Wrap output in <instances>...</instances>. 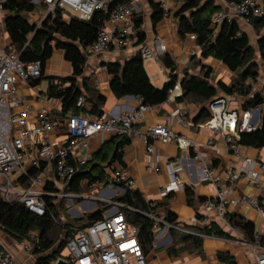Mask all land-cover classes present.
Returning <instances> with one entry per match:
<instances>
[{
	"label": "built area",
	"instance_id": "obj_1",
	"mask_svg": "<svg viewBox=\"0 0 264 264\" xmlns=\"http://www.w3.org/2000/svg\"><path fill=\"white\" fill-rule=\"evenodd\" d=\"M111 0H32L34 4L45 6V14L41 20L61 11L63 19L72 17L88 21L99 10L108 11V18L100 26L93 42L84 48L86 54H100L112 50L130 47L136 44L133 25V5L117 3L109 7ZM225 11L216 12L211 18V27L216 31L225 20L235 17L247 21L251 16H262L263 5L260 0H223ZM0 0V10L2 9ZM160 8L166 16L169 0H159ZM195 41V35L189 34ZM200 46L195 44L190 55L199 52ZM140 57L143 62L154 59L155 49L151 45L140 47ZM43 67L39 60L25 63L20 60V53L11 51L9 47L0 46V194L6 202L20 203L30 212L42 216L47 205L44 197L51 196L67 201V207L78 201L77 209H69L71 215L82 216L84 211L96 208L97 204L109 205L103 211L100 220L93 221L81 227H75L74 233L65 243L64 250L69 264H148L141 244L138 240V230L131 226L120 205L106 196L108 191L116 188L124 193L132 190L134 180L123 165L109 167L105 178L99 182L84 179L82 188H87V194H73L67 191L68 184L76 170L91 159L90 139L99 136L101 143L107 134L134 135L139 137L143 152L148 156L150 167L160 170V162L156 142L173 143L178 148H191L193 160L200 164L201 180L215 183L217 169L211 165L210 159L203 155L198 144L188 137L175 132L167 125L154 123L138 130L135 124L143 113L152 106L142 103L136 96V106L121 109L115 105L101 117L86 111L75 113L62 110V100L51 96L49 90L38 91L37 100L42 106L35 115H31V103L19 93V84L38 80L42 77ZM54 80H52L53 82ZM64 86H59L60 90ZM182 94L180 79L173 81L168 89L167 101ZM76 107L87 108L83 95L78 96ZM209 117L197 126L206 127L214 133L206 144L216 148L217 137L221 138L235 157L242 155L239 143L242 132H251L260 126V107L246 110L230 108L223 96L214 97L209 102ZM215 136V137H214ZM179 162V161H178ZM169 181L160 188V195L165 196L183 187L181 172L183 166L172 162L166 164ZM264 161L244 157L238 167L231 164L224 168L228 182H235L245 177L248 184L257 186L264 193ZM261 170V171H259ZM46 184L54 186L55 191L45 189ZM234 188L225 184L217 188L216 193L204 199L200 206L208 215L216 214L223 222L228 223L226 214L231 204L237 199L232 195ZM239 200L248 201L246 196ZM250 203L256 208L264 220V205L256 199ZM151 207H154L152 204ZM148 217L153 221L154 237L163 236L170 227L191 233L183 227L160 221L155 216V209ZM198 225L209 224V218L200 215L195 220ZM203 236L202 234H198ZM28 248L27 242H22ZM256 264H264V245L259 238L250 243ZM0 264H18L13 253L4 247L0 248Z\"/></svg>",
	"mask_w": 264,
	"mask_h": 264
},
{
	"label": "trees",
	"instance_id": "obj_2",
	"mask_svg": "<svg viewBox=\"0 0 264 264\" xmlns=\"http://www.w3.org/2000/svg\"><path fill=\"white\" fill-rule=\"evenodd\" d=\"M149 1L154 13L152 25L155 26L156 21L164 15V11L159 7L160 4L153 0ZM260 1L264 10V0ZM117 3L129 4L130 0H111L109 7ZM40 7L45 9L44 5L34 4L32 0H3L2 9L5 11L3 28L7 31L10 39V50L20 53L21 61L28 63L39 60L43 67L51 57L53 48L62 49L65 59L71 64L72 73L70 76L50 77L55 79L50 84V95L62 100L63 111L71 110L75 113L86 111L101 117L104 114L102 108L105 97L90 85L88 76L83 74L86 61L83 50L95 39L98 29L108 18V11H96L88 21L79 20L76 17L66 21L63 19L62 12L56 11L53 16L46 17L40 25H37L29 21V16ZM217 7L212 0H184L178 11L179 34L181 37H184L185 34L195 35V43L200 46L198 56L197 54L191 55L195 59V63L199 64L201 60L212 57L226 66L234 74V77L228 84L219 80L213 85L209 81L211 67L201 66L200 76L189 74L186 71L180 80L182 94L179 98L202 102L195 123L204 122L209 117V102L214 97L223 96L219 95V92L225 96L244 98L240 111L260 107V126L251 132H242L239 140L241 145L260 149L264 146V94L254 92L252 83L257 81L260 68L264 69V11L262 16L247 18V22L259 35L255 49L248 36L240 30L234 20L223 21L214 31L211 27V18L218 11ZM187 11L189 13L184 14ZM132 20L136 44H140L145 39L141 28L142 17L133 13ZM256 50L259 53L261 65L255 59ZM164 61L167 65L172 66V63L168 62V56H164ZM106 69L111 75L110 89L116 97L138 96L141 97L142 103L150 106L167 99L168 89L175 80L174 77H171L163 87H155L145 71L139 52L123 64L107 63ZM39 79L31 84H37ZM59 86L64 87L58 90ZM80 95L84 96L87 108L76 107L75 103ZM131 138L132 135H116L108 141H103L99 149L92 152L90 161L77 168L68 184L67 191L74 194L82 192L81 182L84 179L101 182L114 162L122 164V149L131 142ZM45 189L56 190L54 186L48 184ZM191 190V187H185L189 204L193 203ZM44 199L47 205L46 212L44 215L38 216L20 203L6 202L0 194V229L18 242L28 241L31 253L37 255L36 264H63L60 259L66 260L67 258L62 256V252L67 239L73 235L74 228L102 219L103 211L109 205L98 203L94 210L86 212L77 221H66L68 224L65 226L66 236L56 244L53 230L56 222L60 219L58 210L61 209L56 207L57 197L46 196ZM112 200L123 204L120 210L124 213L129 224L137 228L138 240L146 254L151 249L154 240L153 221L148 217L154 207H151L139 192L133 190H125L122 195L114 196ZM202 201L203 199L198 200L200 203ZM164 220L173 225L177 224L175 215L170 211L165 214ZM226 220L230 227L239 232L246 242L254 243L259 238L260 244L264 245V236L256 232L255 224L252 221L236 212L227 213ZM169 230L174 232L175 228L170 227ZM198 231L210 236L227 237L229 235L215 223L203 226ZM173 235L175 245L187 247L192 244L195 248L201 247V236L182 231L174 232ZM175 245L169 248V252L172 254L179 250ZM223 261L226 264H235L228 255L223 257ZM67 264L69 263L67 262Z\"/></svg>",
	"mask_w": 264,
	"mask_h": 264
},
{
	"label": "crops",
	"instance_id": "obj_3",
	"mask_svg": "<svg viewBox=\"0 0 264 264\" xmlns=\"http://www.w3.org/2000/svg\"><path fill=\"white\" fill-rule=\"evenodd\" d=\"M153 1L159 4V0ZM212 1L215 6H218V11L226 10V4L223 0ZM130 3L133 5L134 13L142 17L141 28L145 34L144 41L130 47L100 54H86L83 50V54L86 56L83 74L84 76H88L90 85L105 97V103L102 108L104 114L108 113L115 105L121 106V109L128 106H136V96L125 95L118 98L113 94L110 89L111 75L106 69V64L115 62L123 64L131 56L138 52L140 53V47L143 44L153 46L156 52L155 58L143 62V65L151 83L157 88L163 87L171 77H174L175 80H181L186 71L189 74L200 76L202 73L201 66L203 65L212 68L209 81L213 85L219 80L226 84L230 83L234 74L222 63L209 57L201 60L198 64L191 57L189 52L194 48L196 43L189 38V34L181 37L178 28V11L184 3V0H169L168 14L157 20L155 26L152 25L154 13L149 0H130ZM188 13L189 11L184 14L187 15ZM4 17L5 11L0 10V46L10 47L8 33L3 28ZM234 21H236L240 30L248 36L253 46L252 42H257L259 37L255 29L243 19L235 17ZM255 53L256 56L259 55L257 51ZM198 54L199 52L197 56ZM164 56H168V62L172 63V66L165 63ZM262 70L264 71V69ZM71 73V64L65 59L64 51L53 48L51 57L43 66V74L39 82L35 85L26 83L19 84V93L31 103V115H35L42 106V103L37 100L36 96L38 91L43 92L49 90L52 80H55L50 77L70 76ZM262 80L261 88L264 89V74ZM180 96H175L173 100H165L164 102L153 105L151 109L143 113L141 120L135 124V127L140 131L149 124L162 123L175 132L196 142L202 154L207 156L210 159L211 165L217 169L216 182L202 181L199 169L200 164L198 161L193 160V151L191 148H178L173 143L163 144L158 141L156 142L160 170H154L150 167L149 158L144 154L141 141L137 134L132 135L131 142L122 149V164L116 161L111 165V167L123 165L127 168L129 175L134 180L132 190L139 192L146 202L154 206L155 216L161 222L165 221V214L170 211L175 215L177 226L190 230L191 233L188 234L203 235L201 236L200 248H195L192 244L187 247L175 245L173 233L177 231L181 232V230H176V228L174 232L169 230L163 236L154 237L151 249L145 254L147 263L226 264L223 261V257L228 255L235 264H256L251 244L246 242L239 232L232 229L228 223L223 222L216 214H206L202 210L198 200H204L213 196L217 188L230 183L234 188L232 196L237 199V203L231 204L228 207V213L236 212L245 219L252 221L255 224L256 232L264 236V220L258 214L256 208L250 203L251 199H256L261 205H264V193L257 186L249 185L245 177L233 183L228 182V177L224 171V168L231 164L238 167L242 159L246 156L258 161H264V146L257 149L241 145L242 155L240 157H235L226 143L219 137L216 138L218 142L216 148L207 146V140L213 137L214 133L206 127L197 126L199 123H195L202 102L200 100H182L179 98ZM223 96L228 100L227 96L224 94ZM230 108L240 109L238 107ZM113 136L115 137L116 135L107 134L103 141H108ZM100 144L101 139L99 136H94L90 139V147L93 152L99 149ZM178 161L183 166V171L181 172L183 187L168 195L161 196L159 192L160 188L169 181L166 164L172 162L175 165H179ZM262 173L264 175V169ZM185 187H191L192 189L193 203L191 204L187 202ZM86 189L82 188V192L79 194H87ZM122 194L116 188H111L106 196H109L112 200L114 196H120ZM242 196H246V199L249 200H239ZM114 202L119 203L123 207L122 203L118 201ZM92 210L94 209L84 211L83 215ZM58 212L62 214L61 210H58ZM199 215H205L209 218V224L215 223L229 235L227 237H219L200 233L198 229L203 226L193 221V219L199 218ZM82 216L75 215L74 218H81ZM22 242H27L28 245L30 244L26 240ZM22 242L14 240L0 229V246L9 249L18 264H36L37 255L31 253L30 246L25 248ZM172 245L179 248L175 254L169 252V248L173 247Z\"/></svg>",
	"mask_w": 264,
	"mask_h": 264
},
{
	"label": "rangeland",
	"instance_id": "obj_4",
	"mask_svg": "<svg viewBox=\"0 0 264 264\" xmlns=\"http://www.w3.org/2000/svg\"><path fill=\"white\" fill-rule=\"evenodd\" d=\"M44 14H45V9L40 7L35 13H33L29 16V21L32 23H36L37 25H40L42 22L41 17ZM254 43L256 44V42L255 41L252 42L253 47L256 49V45ZM257 56H259V55H257ZM257 56L255 53V59L261 65L260 57H257ZM259 72L260 73H259V77H258L257 81L252 83V89L256 93L264 94V89L261 88V84L263 82L262 78H263L264 71L262 70V68H260ZM219 95H223L222 92H219ZM227 99H228L227 103H228L229 107L240 108V107H242L241 104L244 101V98L238 97V96H227ZM259 119H260V114H259ZM55 204H56L57 209H61V211H62V214L59 213L60 219L58 220V222H56L54 230H53V233L55 234V237H56V244H57L59 241L64 239L66 236L65 226L68 225V224H66V221L72 222L74 220V217H75V216L71 215V211H69L68 209H72V208L77 209L78 201L75 199L74 205L70 206V208L67 207L68 203L64 199L63 200L58 199L57 201H55ZM62 256L63 257L66 256L65 251L62 252Z\"/></svg>",
	"mask_w": 264,
	"mask_h": 264
},
{
	"label": "water",
	"instance_id": "obj_5",
	"mask_svg": "<svg viewBox=\"0 0 264 264\" xmlns=\"http://www.w3.org/2000/svg\"><path fill=\"white\" fill-rule=\"evenodd\" d=\"M49 38H50V37H49ZM49 38H48V39H49ZM113 137H114V136H113ZM126 207H127L128 209L133 210L132 208H130V207H128V206H126ZM78 219H79V218H77V217L74 218L75 221H77ZM60 262L63 263V264H67V262H66L65 260H63V259H60Z\"/></svg>",
	"mask_w": 264,
	"mask_h": 264
}]
</instances>
